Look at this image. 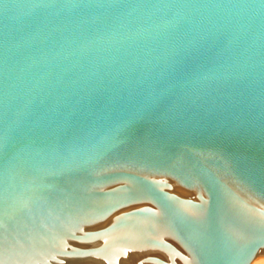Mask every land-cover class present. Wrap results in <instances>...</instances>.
Listing matches in <instances>:
<instances>
[{
	"label": "water",
	"instance_id": "1",
	"mask_svg": "<svg viewBox=\"0 0 264 264\" xmlns=\"http://www.w3.org/2000/svg\"><path fill=\"white\" fill-rule=\"evenodd\" d=\"M264 0H0V264H260Z\"/></svg>",
	"mask_w": 264,
	"mask_h": 264
},
{
	"label": "bare ground",
	"instance_id": "2",
	"mask_svg": "<svg viewBox=\"0 0 264 264\" xmlns=\"http://www.w3.org/2000/svg\"><path fill=\"white\" fill-rule=\"evenodd\" d=\"M260 264H264V260L263 261H261V263Z\"/></svg>",
	"mask_w": 264,
	"mask_h": 264
}]
</instances>
